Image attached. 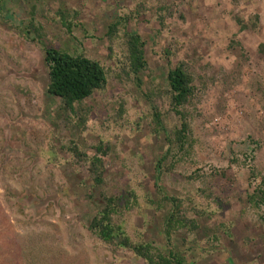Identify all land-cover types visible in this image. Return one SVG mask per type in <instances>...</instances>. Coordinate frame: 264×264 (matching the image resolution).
<instances>
[{"label": "rangeland", "instance_id": "rangeland-1", "mask_svg": "<svg viewBox=\"0 0 264 264\" xmlns=\"http://www.w3.org/2000/svg\"><path fill=\"white\" fill-rule=\"evenodd\" d=\"M256 14L258 28L241 31L236 18L251 25ZM120 19L121 36L144 39L148 73L141 88L110 74L106 89L84 103L90 113L79 126L47 93L45 50L112 69L118 57L106 35ZM262 43L264 0H0V264H145L88 230L101 192L132 191L139 207L117 220L134 240L164 252L172 244L188 264H264V207L248 203L251 169L264 176ZM181 62L197 84L185 152L171 150L153 121L157 107L168 134L181 127L161 95L168 70ZM73 143L83 158L74 159ZM101 143L110 150L99 188L88 167ZM165 197L184 201L199 223L171 243Z\"/></svg>", "mask_w": 264, "mask_h": 264}, {"label": "trees", "instance_id": "trees-1", "mask_svg": "<svg viewBox=\"0 0 264 264\" xmlns=\"http://www.w3.org/2000/svg\"><path fill=\"white\" fill-rule=\"evenodd\" d=\"M165 11H169L168 8L160 9L159 19L162 27L166 22L165 15L162 14ZM236 22L240 25L241 31H245L250 28L257 29L261 19L260 15L256 14L251 25L241 18H236ZM122 24L121 19L112 24L106 35L110 42L111 57H118L115 67L112 69H108L99 61L84 54H72L56 47H47L45 50V61L49 69L47 93L61 100L65 112L77 120L79 126H86L90 113L85 109L84 103L97 92L106 89L110 74L113 73L115 79L124 86L132 83L141 88L143 85V74H147L149 70L145 57L146 43L142 36L136 32L126 31L121 36L119 28ZM30 26L35 29L33 23ZM68 28L72 29L71 26ZM258 53L264 59V43L259 45ZM166 82L167 88L161 90V95L168 99L171 111L180 117L182 124L180 128L168 134L163 114L155 107L153 114L155 131L159 136L165 135L171 150L176 147L185 152L188 147L190 131L187 107L196 96V78L188 65L181 62L168 70ZM72 145L70 151L73 153L74 159L83 158L77 144L73 143ZM109 150V146L101 143L96 147V155L89 162L88 170L94 187L100 188L105 185L103 157L108 154ZM170 154L171 152H169ZM260 176L254 168L251 169V180L255 181V189L249 196L248 203L256 209L264 207V176ZM101 199V205L98 206L88 230L106 246L112 247L117 252H131L134 257L142 260L145 264H188L186 256L172 244H169V251L164 252L152 243L146 242L145 239L134 240L124 225L117 220L125 212L133 211L139 207L136 191L129 192L127 196H110L101 192ZM164 199L172 205L171 212L165 219V236L169 243L173 241L176 233L180 231L193 233L199 228L198 219L188 218L184 201L175 197H165ZM195 213L199 218L206 214L205 211L199 209H195Z\"/></svg>", "mask_w": 264, "mask_h": 264}]
</instances>
